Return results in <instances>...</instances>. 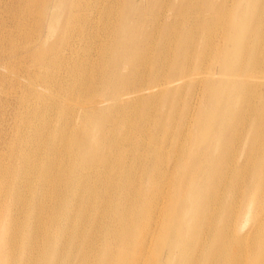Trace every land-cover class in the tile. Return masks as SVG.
I'll return each instance as SVG.
<instances>
[{"label": "bare ground", "instance_id": "1", "mask_svg": "<svg viewBox=\"0 0 264 264\" xmlns=\"http://www.w3.org/2000/svg\"><path fill=\"white\" fill-rule=\"evenodd\" d=\"M57 4L72 8L74 2ZM237 10L226 8L213 31L205 21L207 31L199 35L204 43L200 61L211 53L215 67L197 75L207 85L198 128L188 133L189 147L198 144L197 151L176 148L171 186L150 184L146 176L140 189L135 161L151 173L159 153L154 145L146 146L142 158L127 150L133 151L128 146L137 136L136 120L150 118L157 95L180 86L182 74L193 79L189 68H179L163 85L158 76L146 81L147 70L162 68L164 60L133 56L137 51L131 49L125 23L117 42L107 47L110 64L101 69L107 90L88 83L89 62L69 64L67 91L87 123L74 137L67 134V124L61 130L40 121L43 149L31 150V140L20 135L14 144L17 160L0 162V264H264V7L257 12L258 6L242 3ZM189 33L191 40L196 38V23ZM70 51L75 53L73 46ZM44 54L39 59L47 80L57 63ZM122 64L132 73H124ZM239 127L248 136L255 128L259 152L242 160L230 159L228 152L215 154L225 133L237 138ZM146 136L147 145L154 141V130ZM74 154L79 159L69 164ZM56 155L63 158L55 169ZM102 160L119 168L117 180L107 165L100 170ZM87 165L97 172L85 174ZM115 167L111 170L117 172ZM141 236L150 244L139 241Z\"/></svg>", "mask_w": 264, "mask_h": 264}, {"label": "rangeland", "instance_id": "2", "mask_svg": "<svg viewBox=\"0 0 264 264\" xmlns=\"http://www.w3.org/2000/svg\"><path fill=\"white\" fill-rule=\"evenodd\" d=\"M57 1L0 0V162L6 164L17 160L14 144L19 142L17 136L20 135L31 140V150L36 147L43 149L40 121H50L53 129L58 126L61 130L67 124V134L78 136L87 119L79 112V106L75 104L77 99L67 91L69 64L73 63L78 67L82 61L86 65L89 62L88 70L92 76L88 83L93 81L97 86L100 83L98 90H107L101 69L104 64H110L107 47L117 42L120 37L117 32L122 29V23H125L132 34L131 49L133 52L137 51L133 56L144 58L143 61L146 58V61L155 58L158 61L161 57L164 60L162 68L147 70L146 81L158 76L157 81L163 85L167 82L164 81L166 78H172L179 72V68L186 70L187 67L191 71L193 79L188 80L186 77L189 74H182L180 86L169 87L170 89L157 95L154 113L150 118L146 119L144 116L139 121L136 120L137 136L133 144L128 146L133 151L127 150L128 153L134 152L137 158H142L147 153L146 146L154 145L158 150L156 169L151 173L146 172L141 162L137 164L138 159L135 161V177L140 189L144 187L146 176L150 178V184L173 185L174 151L179 145L181 151L192 149L191 144L189 147L191 137L188 133L198 128L197 121L205 103L207 85L203 80L197 81V75L200 71L209 73L215 67L211 53L202 61L199 57L200 51L204 50V43L199 35L207 31L204 22H210V30L213 31L227 14L226 8L235 12L240 4L245 3L254 8L258 6L259 12L264 7V0H73L72 8L58 5ZM69 1L71 3L72 0ZM194 23L197 25V33L194 35L196 38L191 40L189 32ZM134 26L138 28L137 33L133 30ZM194 42L195 45L190 46ZM213 42L216 43V40ZM72 46L75 53L70 51ZM185 47H189L191 55L187 60ZM41 53L47 57L48 62L54 60L57 63L52 67L51 77L47 80L42 78L46 66L39 59ZM69 54L71 55L68 56ZM73 55L74 60L71 58ZM121 68L124 73H132L127 64H122ZM131 77L132 75L128 80ZM159 102L164 103L160 108ZM146 104L140 109L143 113ZM221 120L215 121L216 128ZM240 127L237 138H230V131L225 133L220 141L221 147L215 154L218 151L228 152L232 153L228 155L230 159L235 160L239 156L242 160L248 154L259 152L254 137L255 128L248 136L245 127ZM148 130H154L155 136L154 141L147 140L146 145L143 142ZM45 131L48 134L46 128ZM59 137L61 138L60 135ZM262 139L264 141V134ZM59 144L61 146L63 143ZM193 146L192 150L196 152L198 144ZM62 148L64 146L58 147V150ZM39 152L42 156V150ZM47 153L46 148L45 156ZM77 157L75 154L74 157L69 156L68 163L77 161ZM62 158L63 155L53 157V168L59 166ZM103 164L107 165L108 173L117 180L119 168L108 160H102L100 170L105 168ZM87 166L83 168L85 174L97 172L96 167ZM111 167H115L117 172L111 170ZM144 212L148 213L146 210ZM154 214L157 216L158 212ZM163 216L164 214L160 218ZM140 240H145L147 245L151 242L150 238L146 239L144 236L139 237ZM155 241L156 239L154 245Z\"/></svg>", "mask_w": 264, "mask_h": 264}]
</instances>
